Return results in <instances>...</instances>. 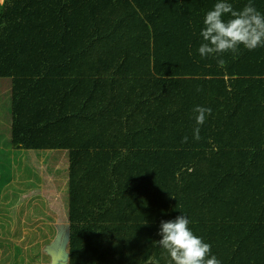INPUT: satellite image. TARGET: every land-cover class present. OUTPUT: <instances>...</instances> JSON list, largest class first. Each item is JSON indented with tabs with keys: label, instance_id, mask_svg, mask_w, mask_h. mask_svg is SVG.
<instances>
[{
	"label": "trees",
	"instance_id": "16d2710c",
	"mask_svg": "<svg viewBox=\"0 0 264 264\" xmlns=\"http://www.w3.org/2000/svg\"><path fill=\"white\" fill-rule=\"evenodd\" d=\"M216 2L0 0L12 145L68 156V264H168L180 214L221 264H264V46L200 57Z\"/></svg>",
	"mask_w": 264,
	"mask_h": 264
},
{
	"label": "rangeland",
	"instance_id": "374dc122",
	"mask_svg": "<svg viewBox=\"0 0 264 264\" xmlns=\"http://www.w3.org/2000/svg\"><path fill=\"white\" fill-rule=\"evenodd\" d=\"M8 84L0 79V264H68V156L17 152Z\"/></svg>",
	"mask_w": 264,
	"mask_h": 264
},
{
	"label": "clouds",
	"instance_id": "9594fccd",
	"mask_svg": "<svg viewBox=\"0 0 264 264\" xmlns=\"http://www.w3.org/2000/svg\"><path fill=\"white\" fill-rule=\"evenodd\" d=\"M203 25L200 31L203 42L198 48V54L202 58H216L218 67L225 66V60L220 58L224 53L238 55L241 46L249 51L264 46V14L257 10L251 0L239 10L234 9L227 0H217L212 9L205 13ZM197 91L202 89L198 87ZM211 111L210 107L194 106L197 125L193 129L194 140L201 139L200 126L211 115ZM187 141L188 137L185 136L182 143ZM189 224V218L183 214L160 222L158 235L161 238L154 243L165 250L168 264H221L217 256L212 254L211 244L195 235ZM146 264H159V260L154 256L149 257Z\"/></svg>",
	"mask_w": 264,
	"mask_h": 264
}]
</instances>
